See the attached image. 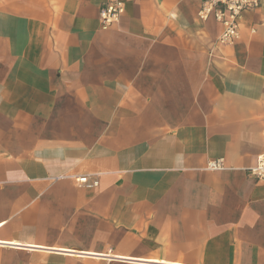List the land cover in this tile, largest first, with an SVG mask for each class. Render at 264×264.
Masks as SVG:
<instances>
[{"label": "crops", "instance_id": "crops-1", "mask_svg": "<svg viewBox=\"0 0 264 264\" xmlns=\"http://www.w3.org/2000/svg\"><path fill=\"white\" fill-rule=\"evenodd\" d=\"M105 2L0 0V264H264V0Z\"/></svg>", "mask_w": 264, "mask_h": 264}, {"label": "built area", "instance_id": "built-area-1", "mask_svg": "<svg viewBox=\"0 0 264 264\" xmlns=\"http://www.w3.org/2000/svg\"><path fill=\"white\" fill-rule=\"evenodd\" d=\"M262 0H201L198 16L207 21L214 19L221 23L222 31L217 38L220 45L232 46L241 38L240 23L247 11L260 8ZM126 11L125 0H106L100 10V20L104 28L120 22ZM207 168L212 171H220L225 168L223 159H212ZM258 182L264 183V153L257 157L256 164L248 169ZM76 182L85 187L95 188L99 186L98 178L87 175L78 176Z\"/></svg>", "mask_w": 264, "mask_h": 264}]
</instances>
